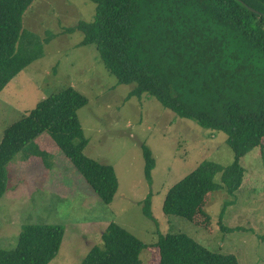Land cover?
<instances>
[{
  "label": "trees",
  "instance_id": "1",
  "mask_svg": "<svg viewBox=\"0 0 264 264\" xmlns=\"http://www.w3.org/2000/svg\"><path fill=\"white\" fill-rule=\"evenodd\" d=\"M34 0H0V92L34 60L43 44L23 29V14ZM94 19L69 28L84 34L80 45L95 44L106 69L120 84L134 83L127 98H156L178 116L223 131L233 149L232 164L205 160L167 191L163 211L211 229L205 203L212 193L234 194L241 186L242 156L260 146L264 162V0H91ZM49 40L46 39V42ZM88 98L69 86L42 98L8 130L0 143V199L7 190V165L38 135L48 133L107 204L118 180L111 165L83 153L78 110ZM74 141V143H73ZM146 179L155 158L142 145ZM221 174V180L216 176ZM228 202H226L227 204ZM225 232L240 229L222 223ZM144 213L152 218L150 195ZM65 226L26 223L17 245L0 249V264H49L59 253ZM264 242V233L259 235ZM80 264H143L148 247L110 222ZM158 264H239L235 254L208 249L185 233L162 235L154 245Z\"/></svg>",
  "mask_w": 264,
  "mask_h": 264
},
{
  "label": "rangeland",
  "instance_id": "2",
  "mask_svg": "<svg viewBox=\"0 0 264 264\" xmlns=\"http://www.w3.org/2000/svg\"><path fill=\"white\" fill-rule=\"evenodd\" d=\"M95 12L91 0H34L27 8L23 29L39 37L43 55L0 92V143L10 126L42 98L72 86L88 98L78 110L84 137L77 143L87 138L83 153L113 167L118 180L114 200L105 203L56 141L48 133L38 135L7 165V190L0 199V249L17 245L23 224H62L64 239L49 264H80L113 221L148 245L140 253L143 264H158L153 245L168 233H185L211 251L235 254L239 264H264V242L259 238L264 233L262 148L241 157L245 171L234 194L216 191L206 201L211 229L209 222L206 227L166 214L163 202L172 185L205 160L232 164L234 151L223 131L182 118L152 96L127 98L134 83H118L96 45H80L84 34L69 31L80 21L93 20ZM142 145L155 158L151 182L145 177ZM149 195L152 218L143 209ZM224 205L222 223L240 229H221Z\"/></svg>",
  "mask_w": 264,
  "mask_h": 264
}]
</instances>
